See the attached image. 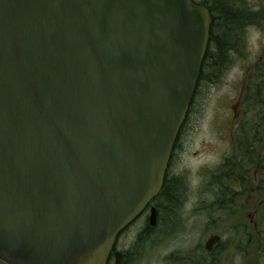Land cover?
I'll use <instances>...</instances> for the list:
<instances>
[{"label": "water", "instance_id": "water-1", "mask_svg": "<svg viewBox=\"0 0 264 264\" xmlns=\"http://www.w3.org/2000/svg\"><path fill=\"white\" fill-rule=\"evenodd\" d=\"M211 26L193 0H0L2 263L107 264L163 187Z\"/></svg>", "mask_w": 264, "mask_h": 264}, {"label": "rangeland", "instance_id": "rangeland-1", "mask_svg": "<svg viewBox=\"0 0 264 264\" xmlns=\"http://www.w3.org/2000/svg\"><path fill=\"white\" fill-rule=\"evenodd\" d=\"M234 1H223V11L224 7L231 10L226 9L222 23L225 21L226 24L230 20L231 29L234 24L233 11L238 10V4ZM259 1L264 0H245L242 10L246 14L248 4H257ZM209 2L213 8V0ZM240 27L238 31L241 34L242 48L239 54L234 52L230 55L231 60L225 64L223 72L215 78V82H200L192 111L178 139L168 175L169 182L177 185V192L175 195L173 193L175 198L169 199L162 195L154 201L162 215L155 227L148 223L150 230L145 232L147 222L142 218L121 237V249L132 247L134 252H141L140 255H134L137 257L135 264H178L177 262L182 261L181 257L174 260V256H184L188 251L194 253L195 248L205 245L213 230L228 235L225 240L229 244L234 240L230 235L235 224L238 221L248 222L247 218H242L240 213L234 211L233 202L232 208L223 207L222 199L215 201L211 191L215 174L224 165L226 169L231 168L232 159L239 153V149L231 141L233 114L239 93L247 79V66L259 53L263 54L264 49V44L261 43L263 31L247 29L243 25ZM235 28L236 26L234 32ZM263 76L257 78L262 79ZM261 105H264V99ZM259 111L264 112V107ZM249 135L247 126L245 138L248 142ZM242 170L244 171L243 168ZM236 183L238 182H232L231 185L238 187ZM149 215V211L145 213L147 218ZM164 217L170 219L168 225L162 222ZM223 218L228 220H222ZM262 219L260 214L254 218L256 221ZM243 257L245 254L238 258L237 264H243ZM250 264H255L254 259Z\"/></svg>", "mask_w": 264, "mask_h": 264}, {"label": "flooded vegetation", "instance_id": "flooded-vegetation-1", "mask_svg": "<svg viewBox=\"0 0 264 264\" xmlns=\"http://www.w3.org/2000/svg\"><path fill=\"white\" fill-rule=\"evenodd\" d=\"M195 3L206 7L211 15L212 23L213 19H217V17H221L223 20V1L224 0H213V8L210 4V0H193ZM238 4V10H234L232 14L233 20V28L236 26V30H240V25L248 28L258 29L263 31L264 33V1H259L257 4L252 3V5L248 4V9L246 14L242 10V7H245V0H235ZM248 3V1H247ZM250 5V6H249ZM258 6V7H257ZM236 23V24H235ZM239 40L241 39V34L238 33ZM263 43L264 35L261 37ZM263 54H258V57L255 60H252L250 64L247 66V79L245 81L244 87L241 89L239 93L238 101L236 103L235 111H234V119L233 124L239 123L243 118L241 106L243 105L245 96L248 95L249 103L248 106V127L250 130L249 140L252 146L256 143H263L264 144V112H260V108L264 107L262 104V100L264 99V49L262 50ZM259 76H263V78H257ZM199 88V87H198ZM198 90V89H197ZM249 92V93H248ZM195 98V97H194ZM259 109V110H258ZM191 112V109H190ZM190 114V113H189ZM189 117V115H188ZM234 129V127H233ZM171 165V163H170ZM248 170L254 171V168H248ZM260 171V168H257V172ZM167 178V176H166ZM244 197H238L233 200H225L231 201L235 204L234 211H237L241 214L242 218H247L248 222H246L245 227L240 224L236 223L234 226V230L231 233L230 237L234 238V240L227 245L225 237L227 238L228 235L221 234L220 232L213 230V233L210 234H217L220 235L221 239L218 243H216L212 250L208 251L205 247L195 248L194 253H185L184 256H174V260L176 258H180L181 264H237V260L240 256L245 254L243 257V264H250L254 259V241H253V234H254V227H255V210L254 206L257 204H264V198L260 199V197H255V190L252 187L249 191H243ZM218 201V200H215ZM152 207H156L154 202H151L145 211L131 224L129 225L124 231L120 233L117 238L116 245L109 256L107 264H116V253L121 252V264H135L134 261L137 257L134 255H140V251L138 253L133 251L132 247L120 248L119 242L121 237L133 227L135 223H137L140 219L145 218V232H148L150 229L148 227L149 217L145 216L146 212H150ZM158 212V220L162 218L160 215V208L156 207ZM166 221V222H165ZM164 224L168 225V222H171L170 219L164 217ZM157 225V224H156ZM155 225V226H156ZM151 226V225H150ZM154 226V227H155ZM152 227V226H151ZM153 227V228H154ZM245 237H249L247 248L245 252V248L242 245L243 239ZM235 245L233 246V243ZM206 244V242H205ZM120 249V250H119ZM187 254V256H186ZM170 259V258H169ZM169 259L167 260L169 262ZM180 264L179 262H177ZM3 264V263H0Z\"/></svg>", "mask_w": 264, "mask_h": 264}, {"label": "trees", "instance_id": "trees-1", "mask_svg": "<svg viewBox=\"0 0 264 264\" xmlns=\"http://www.w3.org/2000/svg\"><path fill=\"white\" fill-rule=\"evenodd\" d=\"M226 9L229 11L231 10L229 7H224L223 15L227 13ZM222 21L223 19L221 17H217L215 20L213 19L209 48L201 69L198 87L200 82L205 80L215 82V78H218L223 72L225 64L231 60L230 55H232L234 52L239 54V51L242 48L240 45L241 39L239 40L238 38L239 31L235 29L234 32L233 26L231 29L230 20L226 21V24L225 21L224 23H222ZM225 26L229 27L226 28ZM193 102L190 108L191 111L193 108ZM249 105V97L247 95L245 96L243 105L241 106L243 118L238 124L235 123L232 132L231 141L233 145L239 149V153L232 159V167L226 169V166L224 165V167L219 169V171L215 174L214 180L211 183L213 185L211 191L214 195V199H222V202L224 203L222 206L229 209L233 207V204L231 201L225 202V200H233L237 197L244 196L243 191H249L252 187L255 190L256 198H264V144L256 143L254 146H252L250 140L248 142V140L245 138L248 126L247 108ZM187 121L188 117L181 129L180 135ZM239 128L241 129L239 130ZM177 142L173 150V155L177 146ZM248 168H254L255 170H248ZM257 168H260L259 172H257ZM168 175L169 169L166 174L167 178L165 177L164 185L161 191L151 202H154L162 195L169 199L175 198L173 193L175 195V192H177V185H174V183L171 184L169 182ZM232 182H238L236 183L238 187L232 186ZM177 202L178 201H175V203ZM258 214L263 216V219L261 221L255 220L256 222L253 234L254 262L255 264H264V204L255 205V218ZM229 215H231V213H229ZM231 218L232 216H230V219ZM222 220H228V218H223ZM237 223L242 224L244 227L246 224L244 221H238ZM248 240L249 237H245L243 239L242 245L245 248V252ZM229 244L227 243V245Z\"/></svg>", "mask_w": 264, "mask_h": 264}]
</instances>
